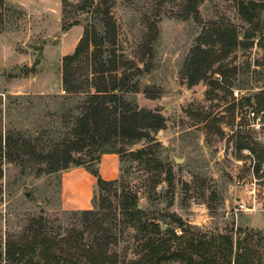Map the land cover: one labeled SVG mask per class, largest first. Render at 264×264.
<instances>
[{"label": "rangeland", "instance_id": "rangeland-1", "mask_svg": "<svg viewBox=\"0 0 264 264\" xmlns=\"http://www.w3.org/2000/svg\"><path fill=\"white\" fill-rule=\"evenodd\" d=\"M252 4L248 21L237 0H203L197 18L186 16L182 0H3L1 152L25 156L0 159V264H6V242L22 243L33 220L57 242L76 232L85 242L97 233L108 239V253L119 264L136 257L142 224L206 240L240 236L252 264H264V230L252 228L264 224V213H253L264 209V128L248 129L244 113L249 106L264 114V104L245 102L264 97V0ZM219 27L232 30L236 44L224 51L215 46L207 78H219L220 67L235 74L220 90L211 91L207 80L191 86L184 72L195 41L203 30ZM85 31L103 44L73 65L76 93L68 94L62 59ZM102 66L108 84H121V103L154 114L163 128L135 144H88L72 153L82 165L46 173L27 154L64 149L75 118L103 84L97 75ZM138 151L139 158L132 155ZM121 197L136 199L141 213L135 222L122 210Z\"/></svg>", "mask_w": 264, "mask_h": 264}, {"label": "trees", "instance_id": "trees-1", "mask_svg": "<svg viewBox=\"0 0 264 264\" xmlns=\"http://www.w3.org/2000/svg\"><path fill=\"white\" fill-rule=\"evenodd\" d=\"M182 1L186 16L197 18L198 7L203 0ZM237 1L240 16L249 21V8H252L253 0H247V4L244 3V0ZM2 2L3 0H0V5ZM92 37L85 31L73 53L63 57L61 79L63 92L76 93V88L73 86L74 79L70 73L73 65L89 52L90 47L93 48L92 53L94 54L101 48L103 39H97V36ZM235 44L236 36L228 27L203 30L197 37L191 50V56L185 64L184 75L189 85L192 86L201 80H207L211 91L220 90L225 85L226 79L235 74V69L228 71L220 67L216 72L219 78H207V72L216 59L214 58L215 46H218L219 51H224ZM104 67L102 66L103 70L97 74L102 77L103 84L95 86L96 93L90 97L89 106L84 113L75 118L71 133L72 139L65 143L64 149L61 151L30 152L27 154L29 162L45 165L43 169L48 174L56 173L68 168L69 165H82V160L75 158L72 153H80L88 144H95L102 149L108 145L113 146L115 143L113 141L116 140L125 144H135L142 139H149L148 133L151 131L156 132L163 128L164 121L154 114L137 111L130 108L128 104L121 103L119 95L121 92L119 85L121 84H108L104 77L108 70H105ZM106 100L114 103L113 107L109 109ZM245 102L246 105L256 102L264 104V97L260 96L256 101L246 99ZM115 103H120V106H115ZM1 141L0 137V159L15 161L21 156H25L21 153L11 154L8 151L3 154ZM5 145H10L9 139L5 141ZM239 149H245V146L241 145ZM250 152L253 150L250 149ZM141 153L138 151L132 155L139 158ZM99 185L102 183L99 182ZM121 205L122 210L129 215L132 221L139 218L141 212L137 210L134 197L130 199L121 197ZM84 214L95 215L89 211ZM91 227H97L96 218H94ZM182 233L181 236H176L170 230L161 233L159 226L142 224L137 227L136 257L129 264H165L170 261L180 264L253 263L251 250L247 249L249 246L245 238L241 240L238 236L234 242L230 235L224 234L206 240L192 232L184 231ZM82 236L83 234L80 232L66 234L64 240L57 242L55 238L46 235L41 224L33 220L26 228L25 240L22 243L6 242L3 258L6 264H119L117 258L108 253V239L94 233L91 239L83 242ZM61 242L68 243L65 250L58 249Z\"/></svg>", "mask_w": 264, "mask_h": 264}, {"label": "built area", "instance_id": "built-area-1", "mask_svg": "<svg viewBox=\"0 0 264 264\" xmlns=\"http://www.w3.org/2000/svg\"><path fill=\"white\" fill-rule=\"evenodd\" d=\"M245 115L250 119L251 124L248 126V129L262 130L264 128V114L258 115L254 111H251L250 108L244 109ZM262 173V171L260 170Z\"/></svg>", "mask_w": 264, "mask_h": 264}, {"label": "crops", "instance_id": "crops-1", "mask_svg": "<svg viewBox=\"0 0 264 264\" xmlns=\"http://www.w3.org/2000/svg\"><path fill=\"white\" fill-rule=\"evenodd\" d=\"M258 212H263L264 213V209H261V210H258V211H255L253 212L254 214L255 213H258ZM252 213V212H251ZM250 215V214H249ZM250 224V220H247ZM252 227V226H251ZM252 228H255V229H258V230H264V224H257L256 226L252 227Z\"/></svg>", "mask_w": 264, "mask_h": 264}, {"label": "water", "instance_id": "water-1", "mask_svg": "<svg viewBox=\"0 0 264 264\" xmlns=\"http://www.w3.org/2000/svg\"><path fill=\"white\" fill-rule=\"evenodd\" d=\"M33 48H34V49H37V46H33ZM174 162H175L176 164H180V163H181V159H179V158H174Z\"/></svg>", "mask_w": 264, "mask_h": 264}]
</instances>
